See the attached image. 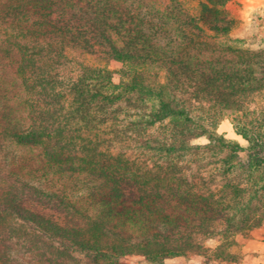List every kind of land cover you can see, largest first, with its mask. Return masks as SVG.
I'll list each match as a JSON object with an SVG mask.
<instances>
[{"label": "trees", "instance_id": "1", "mask_svg": "<svg viewBox=\"0 0 264 264\" xmlns=\"http://www.w3.org/2000/svg\"><path fill=\"white\" fill-rule=\"evenodd\" d=\"M226 2L171 39L152 0H0V264H163L231 223L239 178L264 171V56L221 39ZM227 110L246 147L217 133ZM202 136L231 151L218 190L187 173Z\"/></svg>", "mask_w": 264, "mask_h": 264}, {"label": "rangeland", "instance_id": "2", "mask_svg": "<svg viewBox=\"0 0 264 264\" xmlns=\"http://www.w3.org/2000/svg\"><path fill=\"white\" fill-rule=\"evenodd\" d=\"M224 7L228 13L229 18L234 19L231 31L223 36L221 39L225 41L232 40L233 43L244 50L254 51L260 57L264 56V0H226ZM199 0H152L153 7L163 12L168 16V21H173L179 24L180 30L175 27L171 29L169 37L176 39L179 31H184L186 34L191 32L193 26L188 25L191 17L197 16ZM167 7L168 10L164 9ZM158 14V19L160 17ZM160 24L161 21L158 20ZM182 23L184 26L182 27ZM187 24V26H186ZM182 27V28H181ZM185 29V30H182ZM177 31V32H176ZM198 32V30H197ZM200 32V31H199ZM182 34V33H181ZM183 35V34H182ZM179 38V37H178ZM161 42L163 37H160ZM162 42V43H163ZM103 61V59H102ZM109 68L113 71V80L118 83L121 78L125 81L128 78L122 75V72L131 68L128 63L114 59H106ZM105 63V62H104ZM149 73H157L159 76L163 75V69L158 64L146 67ZM256 72L260 74L263 71L262 66H257ZM217 133L223 137L230 133L232 138H226L230 144H238L241 141L247 145V141L236 132L234 133V125L230 116V111H224L217 123ZM106 137V136H104ZM195 144L209 146L201 152L193 150L187 151L184 159L193 158L192 162L187 163V173L190 175L202 176L205 181V186L216 187L218 190L221 187L220 167H226L225 164L220 163L221 159L230 154V149L220 147L215 142L210 143L209 139L202 136L198 139H192ZM240 155L245 158V153L241 152ZM190 165V166H189ZM240 187L246 189L240 195L237 202H235V209L228 212L227 216L231 218L230 224L220 223L217 228L212 230V234L202 233L195 236V241L200 245L199 251L201 254L206 255V260L216 262L219 260L220 264H227L230 262H241L243 259V244L245 240L250 237L264 236V171H254L250 177L241 175L239 178ZM234 201V200H233ZM238 203V204H237ZM248 218V219H246ZM246 219V221L244 220ZM242 221V222H241ZM222 236V243L219 249L214 252H207L204 248V242L210 236ZM2 234H0V248H6V243L2 241ZM15 254L16 252L13 251ZM19 261L23 264H28V255L23 257L21 254H16ZM85 263H89L90 259L84 258ZM120 262L125 264H150L152 261L140 254H131L119 259ZM184 260L182 264H186ZM217 264V263H216Z\"/></svg>", "mask_w": 264, "mask_h": 264}, {"label": "crops", "instance_id": "3", "mask_svg": "<svg viewBox=\"0 0 264 264\" xmlns=\"http://www.w3.org/2000/svg\"><path fill=\"white\" fill-rule=\"evenodd\" d=\"M218 129V128H217ZM236 134V131L233 130ZM226 138H232L230 133L228 135H224ZM244 141H246L243 138ZM239 145L246 147L247 145L245 143H242L241 141H237ZM222 236H210L207 238V240L204 242V248L207 250V252H214L221 246L222 243ZM243 259L241 262H230L227 264H264V236H255L250 237L247 240H245L243 244ZM185 261L186 264H220L219 260H216V262L206 260L205 254H198L195 252H190L187 255H175L166 257L163 260V264H182ZM150 264H157L155 262H151Z\"/></svg>", "mask_w": 264, "mask_h": 264}]
</instances>
